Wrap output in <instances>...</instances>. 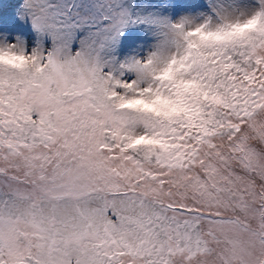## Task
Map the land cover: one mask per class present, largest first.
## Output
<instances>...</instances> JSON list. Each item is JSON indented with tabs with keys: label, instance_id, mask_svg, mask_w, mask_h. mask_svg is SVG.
Returning a JSON list of instances; mask_svg holds the SVG:
<instances>
[{
	"label": "snow or ice",
	"instance_id": "6c2138e0",
	"mask_svg": "<svg viewBox=\"0 0 264 264\" xmlns=\"http://www.w3.org/2000/svg\"><path fill=\"white\" fill-rule=\"evenodd\" d=\"M0 264H264V0H0Z\"/></svg>",
	"mask_w": 264,
	"mask_h": 264
}]
</instances>
